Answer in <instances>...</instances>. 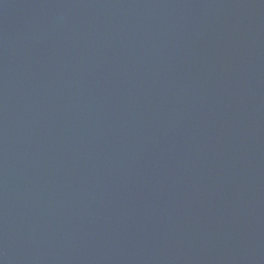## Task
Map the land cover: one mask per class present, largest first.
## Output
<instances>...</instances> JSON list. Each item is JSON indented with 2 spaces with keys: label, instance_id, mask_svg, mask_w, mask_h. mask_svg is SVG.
<instances>
[{
  "label": "water",
  "instance_id": "water-1",
  "mask_svg": "<svg viewBox=\"0 0 264 264\" xmlns=\"http://www.w3.org/2000/svg\"><path fill=\"white\" fill-rule=\"evenodd\" d=\"M0 264H264V0H0Z\"/></svg>",
  "mask_w": 264,
  "mask_h": 264
}]
</instances>
